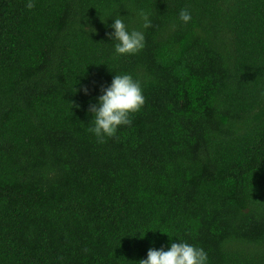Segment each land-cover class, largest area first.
<instances>
[{
  "label": "trees",
  "instance_id": "1",
  "mask_svg": "<svg viewBox=\"0 0 264 264\" xmlns=\"http://www.w3.org/2000/svg\"><path fill=\"white\" fill-rule=\"evenodd\" d=\"M117 16L139 53L115 54ZM115 74L145 105L98 143ZM176 238L264 264V0H0V264H139Z\"/></svg>",
  "mask_w": 264,
  "mask_h": 264
},
{
  "label": "clouds",
  "instance_id": "2",
  "mask_svg": "<svg viewBox=\"0 0 264 264\" xmlns=\"http://www.w3.org/2000/svg\"><path fill=\"white\" fill-rule=\"evenodd\" d=\"M25 6L32 9L35 0H25ZM138 15L144 29L152 26L147 13L141 11ZM178 18L181 23L187 24L192 20V15L187 9H182ZM111 20L112 31L106 35L116 42L115 54L122 56L139 53L145 46L144 32L129 30L122 16ZM82 91L85 95L88 94L87 87H83ZM101 91L102 94L96 98L95 103L88 107L91 114L88 131L95 136L98 143H104L107 138H115L119 128L131 126L132 117L145 105L142 85L130 74H115L111 83ZM176 241L170 243L167 250L163 246L159 249L149 248L146 259H141L139 264H209L208 254L203 248L177 238Z\"/></svg>",
  "mask_w": 264,
  "mask_h": 264
}]
</instances>
